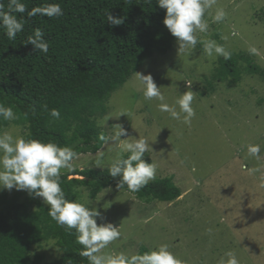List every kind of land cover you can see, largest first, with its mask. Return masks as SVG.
<instances>
[{
	"label": "rangeland",
	"instance_id": "rangeland-1",
	"mask_svg": "<svg viewBox=\"0 0 264 264\" xmlns=\"http://www.w3.org/2000/svg\"><path fill=\"white\" fill-rule=\"evenodd\" d=\"M216 7L228 13L226 21L212 23L206 15L209 32L198 33V38L250 56L264 71V0H218ZM233 29L238 36L231 35ZM250 46L259 55H250ZM218 59L207 57L202 43L191 52L180 51L176 39L170 50L146 59L112 93L108 112L98 119L102 129L110 136L119 124L127 129L129 140L147 138L153 149L147 154L157 165V176H172L181 194L171 202H144L108 186L92 199L87 188L79 187L76 200L101 211L103 218L97 223L111 222L121 231V238L106 252L141 253L167 244L181 264H221L227 251L234 252L240 264H264V78L242 72L238 82H215L214 89H208L207 79ZM240 63L247 65L241 58ZM138 73L151 74L169 104L189 90L185 80L193 81L196 116L191 125L160 112L159 101L145 100ZM5 131L22 137L18 126ZM250 144L261 145L259 159L248 154ZM99 152L104 153L102 167L95 166ZM117 152L116 143L109 141L96 153L81 154L74 164L102 170ZM3 192L8 197L19 193V201L32 196L15 188L0 189ZM54 242L49 239L34 247L42 264L60 257Z\"/></svg>",
	"mask_w": 264,
	"mask_h": 264
},
{
	"label": "trees",
	"instance_id": "trees-1",
	"mask_svg": "<svg viewBox=\"0 0 264 264\" xmlns=\"http://www.w3.org/2000/svg\"><path fill=\"white\" fill-rule=\"evenodd\" d=\"M23 2L29 10L59 3L64 15L28 18L26 13L22 14L24 30L15 39H9L0 29V103L12 107L19 117L0 120V133L15 125L25 139L68 145L80 155L96 153L104 144L99 135H107L98 119L108 112L112 93L146 59L166 53L177 39L163 23L166 9L157 0H151V4L147 0ZM3 3L6 8L8 0ZM109 12L123 17L124 23L110 25ZM37 28L49 43L47 55L25 43ZM240 58L247 63L245 67ZM242 72L264 78L263 69L252 63L250 56L232 52L230 60L219 57L207 79V88L214 89L215 82L236 83ZM53 108L60 111V119L51 117ZM144 159L152 162L147 153ZM107 169L84 166L83 171L76 167L74 173L62 172L61 186L66 197L77 199L79 187L87 188L92 199L105 187L118 188L119 177H111ZM69 175L76 177L68 179ZM122 190L128 191L127 186ZM130 193L144 202H171L181 194L172 176L165 175L157 176L139 192ZM20 196L0 193V264H42L34 247L49 239L55 241L60 257L46 264H88L87 258L79 255L82 246L76 243L75 230L67 232L58 226L48 215V205L41 197L32 195L19 201Z\"/></svg>",
	"mask_w": 264,
	"mask_h": 264
},
{
	"label": "clouds",
	"instance_id": "clouds-1",
	"mask_svg": "<svg viewBox=\"0 0 264 264\" xmlns=\"http://www.w3.org/2000/svg\"><path fill=\"white\" fill-rule=\"evenodd\" d=\"M147 2L151 4V0ZM157 3L161 8L166 9L163 23L177 38L180 51L191 52L202 43L203 53L207 57L212 59L223 57L225 61L231 59L232 51L224 45L211 39L201 41L197 35L209 32L210 24L205 18L206 15L211 17L212 23L226 21L228 13L223 7H216L218 0H157ZM214 7L213 13L210 10ZM25 13L28 18L37 15L48 18L64 15L59 3H47L29 10L23 0H8L6 8L3 0H0V29L5 31L9 39H15L17 34L23 32L25 18L22 14ZM107 21L113 26L121 25L124 23V18L115 17L109 12ZM231 35L238 36L239 32L233 29ZM222 39L227 40L228 37L224 36ZM25 43L31 44L37 52L45 55L49 52V43L44 39V33L39 28L27 37ZM248 53L259 55V50L255 46H250ZM138 74L144 86L145 100L159 101L160 112L168 113L170 118L191 125L196 116L193 107L195 96L190 90L193 81L185 80L189 90L181 94L174 104H169L151 74ZM50 115L57 120L61 117L60 111L55 108L50 110ZM109 117H106V121ZM18 118L12 107L0 103V120L12 121ZM122 136L127 138L122 139ZM128 137L130 135L127 129L118 124L110 136L101 133L99 140L104 144L113 141L117 145V155L111 159L107 169L111 177H119L117 187L122 189L127 186L128 191L139 192L150 181L156 179L157 165L144 159L146 153L153 151L147 138L139 135V138L129 140ZM261 151L259 144L247 146L248 154L257 159L260 158ZM79 156L80 154L68 145L60 146L51 141L14 137L7 131L2 132L0 133V189L26 190L30 195L41 197L48 205V215L58 226L63 227L67 232L75 230L76 243L82 246L79 255L87 258L88 264H181L167 244H160L143 253L105 251L113 242L121 238L122 234L118 226L111 222L98 224L97 218H103L101 211L96 207L90 208V202L82 203L67 198L61 186L62 170L74 173L77 167L74 161L78 160ZM103 157L104 153L99 152L95 166L102 167ZM80 171H83V168ZM73 178L72 175L68 176V179ZM79 179L84 177L80 176ZM225 257L221 264H240V260L232 251H227Z\"/></svg>",
	"mask_w": 264,
	"mask_h": 264
}]
</instances>
